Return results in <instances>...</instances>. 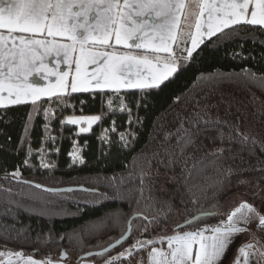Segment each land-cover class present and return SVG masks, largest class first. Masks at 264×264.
<instances>
[{
    "label": "trees",
    "instance_id": "1",
    "mask_svg": "<svg viewBox=\"0 0 264 264\" xmlns=\"http://www.w3.org/2000/svg\"><path fill=\"white\" fill-rule=\"evenodd\" d=\"M180 63L177 73L159 90L143 93L128 90L123 95L132 112L131 125L128 124V113L119 111L118 97H112L113 111L108 109L110 93H97L94 97L87 93L72 94L66 98L68 107L53 105L50 131L56 136L57 143L53 145L49 141L44 145L48 148L47 160L55 164L51 170L39 168L37 155L43 139V113L33 119L28 145L20 147L26 113L31 106L0 110V185L12 189L10 196L0 191V251L27 252L41 260L66 253V258L79 261L84 254L103 249L120 238L126 228L125 221L139 216L132 221L133 231L126 243L103 259L93 257L96 263H104L132 247L137 239H153L178 228L184 230L181 225L194 214L199 215L189 203L187 188L198 197L197 207L217 213L206 215L199 222L201 226L218 224L226 219L220 212L237 193L264 214V205L256 196L257 193L264 195V151L260 150L259 143L253 154L248 151L251 138L264 142V32L243 26L231 39L218 43L206 39L192 58ZM242 70H249L252 75L245 76ZM222 100L231 104L219 103L217 107ZM205 106H209V114L214 120L222 121L216 127L224 132V140L218 138V132L213 128L197 137L195 145L185 149L182 156L177 155L170 167H165L168 158L160 146L176 145L175 133L180 120L191 117ZM70 115H101L102 119L93 124L90 133L76 135V126L65 125L61 131V118L67 119ZM113 120L115 132L111 131ZM227 121L237 124L238 130L230 132ZM184 126L188 127L186 123ZM105 129L110 144L104 140ZM121 132L136 134L127 137L132 141L128 149L120 146L118 134ZM166 133L173 134L168 141L164 139ZM244 134L250 139L242 145L240 141ZM73 140L81 148L85 159L83 165L71 163L68 153ZM29 145L33 149L30 163L34 167L31 169L23 166ZM55 147L60 149L58 154ZM219 148L224 151L217 158L215 153ZM157 150L161 153L158 159L165 164L152 158L153 151ZM18 166L25 179L48 187L73 186L92 191H73L59 196L39 192L52 203L44 215H38L42 206L25 198L29 191L27 186L2 178L5 170L11 172ZM141 170L149 175L144 180L143 199L137 203L138 194L128 192V189L138 185L139 179H124L121 184L120 178L128 177L130 172L136 176ZM113 184H121L124 200L101 199L100 193L113 195ZM8 200L19 202L22 207L9 204ZM165 202L173 206L171 211ZM25 208L31 210L25 211ZM117 213L121 214L119 226L109 221L106 228L94 230L105 217ZM144 216L148 220L143 219ZM154 217L159 226L149 227L141 234L138 226L147 224ZM195 226H189L188 230ZM74 234L81 242L71 239Z\"/></svg>",
    "mask_w": 264,
    "mask_h": 264
},
{
    "label": "snow or ice",
    "instance_id": "2",
    "mask_svg": "<svg viewBox=\"0 0 264 264\" xmlns=\"http://www.w3.org/2000/svg\"><path fill=\"white\" fill-rule=\"evenodd\" d=\"M189 3L195 6L194 10L185 12ZM189 17H194V21L190 23ZM243 26L264 32V0H0V110L13 106H31V110L26 113L24 139L20 142V147L28 145L33 119L37 114L43 113V139L37 155L39 168L51 170L55 168V164L47 160L48 148L44 145L49 141L53 145L57 143L56 136L50 131L54 116L53 105L68 107L66 98L72 94L87 93L94 97L97 93H110L111 96L107 100L108 109L113 111L112 97H118L119 111L128 113V124L131 125L132 112L123 99L128 90H139L142 93L159 90L177 73L181 60L192 58L205 38L213 43L231 39L238 35ZM192 29L195 30L194 34ZM213 37L216 39L213 40ZM189 40L190 48L186 47ZM174 45L176 49L186 52V55H178ZM53 57L56 67L50 69L48 61ZM61 64L67 65L66 71L60 69ZM242 71L245 76L252 75L249 70ZM33 76L47 80V85L34 83ZM51 76H55V82L49 79ZM219 103L231 104L230 101L222 100L218 102L217 107ZM44 104L48 106L44 107ZM139 106L140 103L137 102V107ZM208 107L205 106L191 117L180 120L175 133L176 145L160 146L168 158L166 164L158 159L161 155L159 150L153 151L152 158L157 159L160 164H165V167H170L177 155L182 156L185 149L195 145L197 137L213 128L218 132V138L223 141L225 134L216 127L222 121L219 118L214 120ZM101 119V115H70L67 119L61 118V131L63 126L71 125L78 128L76 135L90 133L93 124L101 122ZM136 122H139V118ZM111 123V131L115 132V121ZM185 123L188 127L184 126ZM226 123L230 132L238 130L237 124L231 121ZM104 132V140L107 141L108 130L105 129ZM118 135L120 146L128 149L132 146V141L127 137H134L136 134L121 132ZM171 135L173 134L166 133L165 141H168ZM228 139L231 141V136ZM249 139V135L244 134L240 142L244 145ZM258 143L260 150L264 151V142L251 138V146L248 148L250 154L254 153ZM54 151L58 154L59 147H55ZM223 151V148L216 150L217 158ZM32 155L33 149L29 145L23 161L24 167H34L30 163ZM68 155L73 165L85 164L81 148L75 140ZM148 175L141 170L136 176L130 172L128 177L120 178L121 184L124 179H139L138 185L128 189V192L138 194L137 203L143 199L144 180ZM2 178L27 186L29 191L25 198L42 206L37 212L38 215H44L48 205L52 203L39 195V192L59 196L61 193L77 190L71 187H48L40 182L25 179L19 166L11 172L5 170ZM121 184L111 185L114 189L111 197L103 193L99 196L103 200H124ZM32 189L37 191L32 192ZM186 190L190 198L189 203L199 215L194 214L192 219L187 221V225L182 226L184 230L178 228L174 235L162 236L159 240L137 239L132 247L106 260L105 264H118L121 259L131 257L134 248L140 251L146 245L150 247V264H222L237 234H242L254 220L264 227V214L249 203H241L218 224L201 226L199 222L206 215L217 213L206 212L202 207H197L198 197L191 188ZM0 191L8 193L9 196L12 194V189L4 188L3 185H0ZM79 191L92 190L80 188ZM256 196L261 205H264V195L257 193ZM7 202L15 204L18 208L22 207L19 202ZM165 203L171 211L173 206ZM181 204L184 205V201H181ZM30 210L25 208V211ZM138 218L139 216H133L132 219ZM132 219L125 221L126 228L122 230L121 240L127 238L125 234L130 235L133 231ZM143 219L148 220V217L144 216ZM109 221L114 226H119L121 214L105 217L99 225L94 226V230L106 228ZM192 225L196 226L188 230ZM158 226L159 221L154 217L147 224L139 225L138 231L143 234L149 227L155 229ZM71 239L81 242L80 237L75 234ZM121 240H116L111 248L115 249ZM165 241L167 250L156 247L157 244L163 245ZM253 247L247 245L239 248L243 264H248L250 256L253 255ZM109 251V248H105L90 255L103 259ZM255 255L264 257V252ZM0 264H54V261L51 258L34 259L32 255L25 259L23 252L8 250L0 251ZM138 264H144L143 258ZM236 264L241 262L237 261Z\"/></svg>",
    "mask_w": 264,
    "mask_h": 264
},
{
    "label": "crops",
    "instance_id": "3",
    "mask_svg": "<svg viewBox=\"0 0 264 264\" xmlns=\"http://www.w3.org/2000/svg\"><path fill=\"white\" fill-rule=\"evenodd\" d=\"M194 7L195 6L193 4L189 3L187 8L185 9V12H188L189 10H194ZM137 19L139 20L140 18H137ZM193 21H194V17H189V22L191 23ZM181 23L183 24V16L181 17ZM192 32L194 34L195 30L192 29ZM206 39L207 38H205V40ZM132 43H136V41H132ZM173 47L176 50L178 55H180V56L186 55V52H182L181 49H176L175 45ZM182 47H184V46H182ZM186 47H188V48L191 47V41L190 40L188 41ZM48 63H49L50 69L56 67V62H55L54 57L50 58ZM60 69L62 71H66L67 65L61 64ZM49 79H51L52 82H55V76H51ZM32 81L38 85H41V86H46L48 83L47 80H41L39 78V76H33ZM247 245H253V244H251V242H248V239L246 238V233L244 232V234L243 233L237 234L234 237V242L230 245V247L226 253V256L224 257L222 264H236L237 261H240L241 264H243V259L240 256L239 248L240 247H246ZM156 247H162L163 249L167 250V242L165 241V243L163 245L157 244ZM251 251H252L253 255L250 256L248 264H264L263 258L257 257L255 255V253L259 252L255 246L252 248ZM149 254H150V247L145 246L143 250L135 251V252L133 251V255L131 257L121 259V261H119L118 264H138V262L140 261L141 258H143L144 264H150Z\"/></svg>",
    "mask_w": 264,
    "mask_h": 264
},
{
    "label": "rangeland",
    "instance_id": "4",
    "mask_svg": "<svg viewBox=\"0 0 264 264\" xmlns=\"http://www.w3.org/2000/svg\"><path fill=\"white\" fill-rule=\"evenodd\" d=\"M81 126L86 127V125H81ZM241 203H248V202L245 201V198L242 196V194L237 193V194L233 195V197H231V200L229 202H227V204L221 210L220 213L227 217V214H229L231 211H233ZM244 232L246 233V238L248 239V242H251V244H253V246H255L259 252H264V227H261L258 224V222H256L254 220L246 227V230ZM244 232H243V234H244ZM174 234H175V232H164V233L154 237L153 239L159 240L162 236H169V235H174ZM144 240H147V239H144ZM133 251L135 252L137 250L134 248ZM23 253H24L25 259L29 255H32V254H29L27 252H23ZM118 255H119V253L115 254L114 256H118ZM33 258L38 259V258H35L34 256H33ZM49 258H51L54 261V264H98V263H96V261L93 258L82 259L79 261L71 260L69 258L62 259L61 255L52 256ZM261 258H263V260H264V257H261ZM5 259H7V257H5ZM12 259H15V257H12ZM38 260H41V259H38ZM99 264H105V262L99 263Z\"/></svg>",
    "mask_w": 264,
    "mask_h": 264
},
{
    "label": "water",
    "instance_id": "5",
    "mask_svg": "<svg viewBox=\"0 0 264 264\" xmlns=\"http://www.w3.org/2000/svg\"><path fill=\"white\" fill-rule=\"evenodd\" d=\"M69 187L74 188V189H77L76 191H79L80 188H83V187H73V186H69ZM61 188H67V187H61ZM132 218H133V217H132ZM132 218H131V219H132ZM132 221H133V219H132ZM184 225H187V222H185V223H184L183 225H181V226H184ZM131 234H132V232H131ZM131 234H130V235H129V234H125L126 237H127V238H125V239H122V240H121V237L118 238V239H116V240H121V243L118 244V245L116 246L115 249L119 248V247L122 246L124 243H126V242L129 240V238L131 237ZM116 240H115V241H116ZM115 241H113L112 243H110L109 245H107L106 247H104L103 249L96 250V251H90V252L84 254V255L81 257V260H82V259H87V258H93V257H96L95 255H90V253L101 252V251H103L105 248H109V249H110V251L107 252L105 255L109 254L110 252H112V251L115 250V249H112V248H111L112 244L115 243ZM61 256H62V259L66 258L64 255H61Z\"/></svg>",
    "mask_w": 264,
    "mask_h": 264
}]
</instances>
